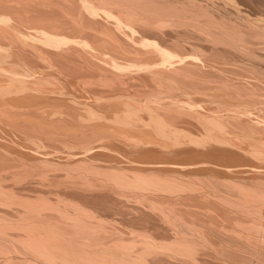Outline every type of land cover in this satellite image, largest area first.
<instances>
[{
  "label": "bare ground",
  "instance_id": "bare-ground-1",
  "mask_svg": "<svg viewBox=\"0 0 264 264\" xmlns=\"http://www.w3.org/2000/svg\"><path fill=\"white\" fill-rule=\"evenodd\" d=\"M0 264H264V0H0Z\"/></svg>",
  "mask_w": 264,
  "mask_h": 264
}]
</instances>
